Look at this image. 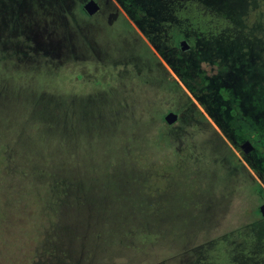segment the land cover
Returning <instances> with one entry per match:
<instances>
[{
	"label": "rangeland",
	"instance_id": "1",
	"mask_svg": "<svg viewBox=\"0 0 264 264\" xmlns=\"http://www.w3.org/2000/svg\"><path fill=\"white\" fill-rule=\"evenodd\" d=\"M85 1L0 0V264H244L264 185L117 2ZM167 1L264 45V0Z\"/></svg>",
	"mask_w": 264,
	"mask_h": 264
},
{
	"label": "trees",
	"instance_id": "2",
	"mask_svg": "<svg viewBox=\"0 0 264 264\" xmlns=\"http://www.w3.org/2000/svg\"><path fill=\"white\" fill-rule=\"evenodd\" d=\"M115 1L128 17L132 26L136 27L144 37L146 46L153 49L164 60V63L185 89L194 97L208 117L214 121V127L221 137L240 152L239 145L245 140H250L254 144L252 159L246 156H243V159L252 171L263 174L264 95L245 98L240 92V83L235 75L220 76L218 73L208 78L201 65L205 63L214 65L222 73L226 68L234 69L242 64L244 58L253 61L257 58L256 55L245 54L251 53V50L254 53H263L264 48L262 50L257 48L255 46L257 41L255 42L253 39H240L237 29L211 31L197 27L198 24L194 23L190 15L182 13V11H187L184 7L167 0ZM200 4L203 6L205 1L201 0ZM206 7L210 9L209 6ZM196 10L198 13H202L199 9ZM219 10L220 12L224 11L221 8ZM81 12L86 13L82 6ZM181 40L187 42L190 46L189 50L185 52L179 50ZM261 58L264 60V56ZM171 83L175 86L178 84L175 79ZM257 101L262 113L256 122L250 112V106L256 105ZM200 114L202 113L200 112ZM262 179L260 178L264 183V178L262 177ZM259 215L258 211L257 216ZM257 225L260 224L252 225L248 232L250 235L248 239L245 238L237 244L240 250H246L244 259L247 262L244 264H252L249 260L264 261L256 257L258 255L262 259L264 256V227H262L263 224ZM240 232L237 230L234 235L240 234ZM227 241L224 240V237L211 241L212 249L210 250H219L220 252L224 245L226 248ZM230 256V251L225 250L218 253L217 256L209 257L208 263L235 264Z\"/></svg>",
	"mask_w": 264,
	"mask_h": 264
},
{
	"label": "flooded vegetation",
	"instance_id": "3",
	"mask_svg": "<svg viewBox=\"0 0 264 264\" xmlns=\"http://www.w3.org/2000/svg\"><path fill=\"white\" fill-rule=\"evenodd\" d=\"M134 28L137 29L136 27H134ZM255 46L257 48H260V50H262L264 48V45L263 46L262 45L261 46L255 45ZM189 48H190V46L188 45L187 49L182 50L180 45H179V50L182 51V52H185V51L189 50ZM250 49H253V48H250ZM247 54H248V56L249 55H251V56L252 55H256L257 58L254 59L253 61H251V59L244 58L243 59L244 61L242 62V64L238 65L237 67H234V69H230V68L224 69L222 71L223 74L221 73L220 69L216 68V66H214V65H209L208 63H205V64H203L201 66H202L203 71L206 74V77H208V78L211 75H215V74H218V73H219L220 76L221 75L222 76H226L228 74L235 75L237 77V80L240 83V92L242 93V95L245 98H255L258 95H264V60H263V58H261V57L264 56V55L262 56V54H264V52L263 53L262 52H258V53L255 52L254 53L253 50H251V53H246L245 55H247ZM259 54H261V55H259ZM173 75H174V73H173ZM175 80L179 84L180 81L178 79H175ZM182 88L187 92L188 96L194 101L196 106L199 108V110H198L199 113L201 112L203 114V116L206 118L205 120L207 121V123L213 125V127H214L215 126L214 125V121L208 117V115L204 112V110L197 103V101L194 99V97L185 89V87L183 85H182ZM250 112L253 114L254 120L257 122L259 116L262 113V109L259 108L258 101H257L256 105L250 106ZM251 144L253 145V149L251 151H249L246 154L242 153V151H241L242 156H246V157H248L250 159H252L251 158V154H252V152L255 149L254 144L252 142H251ZM247 167H248V165H247ZM249 170L253 173L252 175L253 176L255 175L256 178L259 180V182L264 185V183H262V181H261V180H263L262 177L264 178V173L263 174H257L254 171H252L250 168H249ZM260 178H261V180H260Z\"/></svg>",
	"mask_w": 264,
	"mask_h": 264
},
{
	"label": "water",
	"instance_id": "4",
	"mask_svg": "<svg viewBox=\"0 0 264 264\" xmlns=\"http://www.w3.org/2000/svg\"><path fill=\"white\" fill-rule=\"evenodd\" d=\"M82 8L88 15H92L98 11L99 5L95 0H87L83 4ZM179 45L182 50L188 48V44L185 40H181L179 42ZM163 119L167 124H171L177 120V114L172 111H169L164 115ZM239 149L242 151V153L246 154L253 149V145L249 140H245L239 145ZM259 212L261 215H264V203L260 205Z\"/></svg>",
	"mask_w": 264,
	"mask_h": 264
}]
</instances>
